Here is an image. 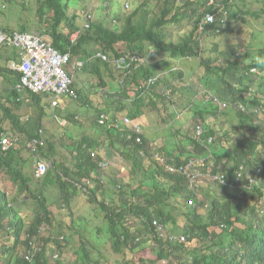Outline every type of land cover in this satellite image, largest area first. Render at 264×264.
<instances>
[{"label":"trees","instance_id":"trees-1","mask_svg":"<svg viewBox=\"0 0 264 264\" xmlns=\"http://www.w3.org/2000/svg\"><path fill=\"white\" fill-rule=\"evenodd\" d=\"M260 1L99 0L90 7L89 0H0V17L9 14L15 20H0V30L39 33L83 61L73 89L76 102L91 106L85 115L90 127L76 131L81 124L75 116L52 109L48 94L16 87L19 74L7 65L16 61V49L0 45V264H87L86 259L101 264L107 258L100 241L119 252L118 242L127 246L132 229L144 225L147 230L152 220L170 234L198 241L192 247L170 243L176 257L182 258L180 250L192 256L186 264H264V218L253 210L248 220L240 216L250 204L248 194L239 197L241 189L235 188L231 200L240 202L233 204L230 195L220 201L201 186L212 214L228 228L214 232L213 224L202 222L188 204L190 198L198 204L200 199L182 171L224 173L233 182L240 166L252 172L264 165V44L248 19L258 13L244 9ZM246 24L251 39H257L248 45L221 48L211 36ZM179 25L186 28L174 41L167 29ZM204 41L208 45L202 46ZM87 73L99 77V105L82 92ZM56 114L74 126L63 133L72 140L67 164L53 129L46 128ZM125 118L137 131L122 124ZM189 122L202 123L201 139L188 129ZM184 128L188 132L182 133ZM156 133L163 134L161 143ZM4 137L10 141L7 148ZM36 140L43 142L37 145L39 156L52 160L43 176H36L37 156L28 147ZM112 156L129 163L127 182V177L119 180ZM197 156L204 157V165ZM238 221L244 226H234ZM65 231L78 234V243L66 238L62 245L57 236ZM53 249L60 253L55 259ZM118 264L135 263L123 258Z\"/></svg>","mask_w":264,"mask_h":264},{"label":"clouds","instance_id":"clouds-1","mask_svg":"<svg viewBox=\"0 0 264 264\" xmlns=\"http://www.w3.org/2000/svg\"><path fill=\"white\" fill-rule=\"evenodd\" d=\"M244 7V5H242ZM245 8H249L252 9V7L246 5L244 7ZM256 12L258 13V16L260 14L259 10H256ZM207 20L210 22L214 21V16L211 14H208L207 16ZM200 26V25H199ZM255 28L257 29V32L260 34V32L263 31L262 28H260L259 26L257 27V25H255ZM203 29V26L200 27V30ZM50 40V38H49ZM51 42V40H50ZM71 56V55H70ZM17 60V59H16ZM15 61L12 60L11 63ZM74 62H80V65H76L75 67H73V63ZM11 63H10V68L11 67ZM120 63H124V59L120 60ZM83 67V61L79 60V59H75L71 57V62L67 65V71L68 73L72 76V88H73V84L74 82H76V80L78 79L79 76H77L78 71H80V69ZM15 71V70H14ZM252 71H255L257 73H262L260 70L257 69H252ZM17 72V71H16ZM18 73V72H17ZM74 90V89H73ZM100 90V88L98 89V91ZM75 91V90H74ZM100 92V91H99ZM76 93V91H75ZM49 96V103H50V107L52 109H59L60 111H62L61 113H65V115L67 116H75V119H77V115H80L77 107L75 106H68L66 105V103L63 101V97H69L72 99H76L77 97V93L76 96H70L68 94H63L60 97V104L58 106H51V96L50 94ZM76 101V100H75ZM221 108H224L226 105L225 104H221ZM69 110V113L67 112ZM59 115V116H58ZM56 114L55 118H59L62 117V123H68V124H72L73 122L68 121V119L66 117H64L65 115L62 114ZM103 116V115H101ZM99 121H101V118H99ZM128 124L129 128L133 131H137V125L133 123V121L130 119L125 118L124 122L122 124ZM135 126V128H134ZM74 126L71 127V129ZM187 127H189L188 129L193 130L194 132V136L196 135V138L201 139V135L202 133L205 131L204 126L202 125V123H198L195 126H193L191 124V122L187 123ZM84 131V130H83ZM38 133H43V129L40 128L38 130ZM143 133V131H142ZM61 136V135H60ZM136 141H140V138H136ZM43 144L42 140L41 142H38V140L36 141H29L28 142V147H30L32 149V154L34 156H37L34 160L33 163V169L35 171L36 176H43L44 174H46V172L48 171V169L50 168L51 164H52V160L49 159H44L41 158L39 156V149L37 147V145L39 144ZM188 148H191V146H188ZM211 156V153H209L208 157ZM264 157V156H263ZM194 160V159H193ZM197 163L204 165V157H198L197 156ZM264 161V159H263ZM41 164L43 166V171L42 172H38V165ZM122 168H124V166H122ZM175 168L172 167L171 171H174ZM119 171L121 170V167H119ZM184 172L183 174H185L188 178L189 181V187L196 193L197 199H200L199 204L195 201L194 198H190L188 201V204H192L191 206H195L194 210H195V216H199L200 220L202 222H211L213 225L209 226L210 230H213L214 232H224L226 230H228V228L226 227V225L224 223H222V221H219L216 217L215 214H212L211 210H212V203L209 199H204L202 198V187L203 186L205 189H208L210 192H208L210 195L213 193V195L216 193L213 191V189L211 188V186H207V184L205 182H201V180L203 178H206L211 181L212 183H215L218 185V189L223 191V194L218 196L220 197V201H224V198H228L230 195V198L228 200L229 202H232L233 204L235 203H239V202H235L232 199V194L231 192L234 191L235 188H239L241 189L239 192V197L241 194L247 193L249 196V201L250 204L249 206H245V208H243L240 211V216L244 217L245 220H248L251 216V210H253V214L256 215L258 218H264V165L260 166V167H256L253 169V171H248L244 169L243 166H240V168L238 169L237 173H235V177H233V182L229 181L228 176H224V173H216L214 175H211L209 172L208 174H206L205 172H202L200 170H196L193 169V171H188V170H183ZM237 193V192H235ZM232 204V205H233ZM248 208V210H247ZM149 223V224H148ZM146 225L148 227V229H145V226L142 225L139 228H137V226L132 229V234L130 237V242L128 243V245L126 246L125 244H123L122 242H118L117 243V248L119 249V252L115 251V249L113 248V246L110 244V242H108L107 240H103L100 241L101 242V246H102V250L104 251V253L106 254V258L107 260L102 261L101 264H107V261L109 264H118L120 262L121 259L123 258H127L130 259L133 263L135 264H186L187 262H189L192 258V256L190 255H185L186 251L180 250L177 251V254L179 256H181L182 258L176 257L173 248L170 246V243H180V244H185L186 246H196L199 245L198 241L193 239L192 241H188L187 237L185 236V234L183 233H178V234H170L168 232H166V230L162 227V225L160 223H158L156 220H152L151 223L148 222ZM236 225H243L240 221H238L234 226ZM65 235H61L58 236V238L60 240H65L67 238L68 241L72 242L70 244H77L78 240H77V236L76 234L71 235L69 231H65L64 232ZM263 236V234L261 235ZM159 237V238H158ZM79 238V237H78ZM79 247V245H78ZM218 249V246H216ZM30 254V253H29ZM59 252H57L56 249H53V255L52 257L55 259L57 257H59ZM253 256H255V253L253 254ZM28 257H33V253L30 256H26V258ZM239 259V255L237 254L236 256ZM80 258V257H78ZM81 259V258H80ZM85 262L87 264H89L90 262L92 264H99L96 262H92L88 259L85 260ZM251 262H255V260H251Z\"/></svg>","mask_w":264,"mask_h":264},{"label":"built area","instance_id":"built-area-1","mask_svg":"<svg viewBox=\"0 0 264 264\" xmlns=\"http://www.w3.org/2000/svg\"><path fill=\"white\" fill-rule=\"evenodd\" d=\"M10 44L17 50V60L11 63L13 70L19 74L16 87L36 93L50 94L51 106L60 104L63 94L76 96L72 86V76L67 71L71 62L68 52L62 53L52 46L49 39L36 32L5 33L0 30V45ZM74 62L73 67L80 65ZM4 148L10 145L7 137L1 140ZM38 172L43 166L38 165Z\"/></svg>","mask_w":264,"mask_h":264},{"label":"rangeland","instance_id":"rangeland-1","mask_svg":"<svg viewBox=\"0 0 264 264\" xmlns=\"http://www.w3.org/2000/svg\"><path fill=\"white\" fill-rule=\"evenodd\" d=\"M89 1H90L89 2L90 7L91 6L94 7V5H99L100 4L99 0H89ZM263 1L264 0H261L258 3H254L252 5V10L256 11V10H259L261 7H264V2ZM7 12L11 14V10H8ZM13 15L14 14H11V16H13ZM1 16H2V17H0L1 21H3L5 19L7 24H14L13 22L15 20L12 19L9 16V14H3ZM248 19H249V24H251L253 27L255 25H257V27L259 26L260 28L263 29V31L260 32V34L258 35V39L260 38L259 39V44L263 45L264 44V42H263L264 39H262V38L264 37V13L260 12L258 17H254V18L248 17ZM240 24H245V23H239V25ZM185 28H186V26L179 25L176 28H168L167 30L169 32H171L172 39L174 41H178L179 38L182 37V35H183L182 30L185 29ZM251 29H252L251 26L246 24L243 29H240L239 27H236V29L235 28L229 29V31L224 32L221 35H218V36H220L219 38H218V36H215V35H211V36H213L215 38L217 37V39H216L217 42H215V43L218 44V46H220L221 48L222 47L225 48V47L228 46L229 43H234V42L235 43H241V44H245L246 43L245 45H248L251 42H253V41L255 42L257 40V39H255V40L251 39V32H252ZM189 30H190V27H188V29L185 30V31L188 32ZM200 36H201V34H200ZM44 37L49 39V37H47V36H44ZM71 37L75 38L76 34H73ZM210 39H211V41L213 40L212 37H210ZM205 44L208 45L207 42H205V41L202 42V46H204ZM243 49L244 48H241V50H243ZM10 50H12V49L10 48ZM205 55H208V54H205ZM8 64L10 65V62ZM186 64L190 65L189 62H186ZM184 66L187 67L185 64H184ZM201 67H202V65L200 66V68L198 70H201ZM84 75H85V78L83 79L84 84L82 86V92L85 93L86 95H88L89 99L91 100V102H93V104L99 105L98 104V100H97V96H98V93L100 91V90L98 91V89H99L98 85H100L99 77L94 76V75L89 76V73L84 74ZM77 76H79V77L81 76L80 71H78ZM106 79H108V78L106 76H104V80H106ZM191 81H194V78H192ZM2 83H3V78L0 77V86H2ZM201 90L202 89H199V92ZM195 96L198 97V98L200 97L199 93L196 94ZM63 101L68 106L77 107V109H78V111L80 113V115H77V117H78L77 120H78V123H79L78 125L81 124V126H77L78 129L75 128L76 131L82 132L83 130H88V128L90 127V121L86 122L85 115L87 113L86 108L91 109V106L83 107L82 106L83 103H81V102L79 103L78 100L76 102L74 99L66 97V96L63 97ZM88 104H90V103L88 102ZM149 118H150V116H149ZM154 118H156V117L152 116L151 119H149V120H154ZM53 121H55V122H49L47 124L46 128L49 127L51 129H53V131H52V133H53L52 139H55V141L57 142L58 148L60 150V154L63 157V160H64L65 164H67V157L70 159V156H71L70 155V145H71L70 142H72V140L67 138V137H65V135L63 133L66 132L68 129H70V131H71V127L73 125L72 124H68V123L63 124L62 123V117H59V118H54L53 117ZM56 122H57L58 125L56 124ZM152 132H154L153 129H151V133ZM186 132H188V130H186V128H184V131L182 133H186ZM157 134H158V136H157ZM60 135H62V139L61 140H60V137H61ZM153 135L156 136V138H158V142H160V143L164 139L163 138L164 137L163 134L156 133V134H153ZM180 146H181V144H179V147ZM114 156H112L109 160L111 161L112 165H114V166L116 165L117 169H118V167H121L122 171H118L119 175H117L119 180H122V182H123L125 180V178L127 177V179H126V182H127L129 180L130 165H129L128 162H124V163L121 162L120 160H118ZM122 166H125V167L122 168ZM201 182H205L207 184V186H211V188L213 189V191L216 193L217 196H220V195L223 194V191L217 188L218 185L215 184V183H212L211 181H209L207 179V177L203 178L201 180ZM79 208H81V207H79ZM54 228H55V226H54ZM46 235H48V232H46ZM59 236H61V235H59ZM60 241L62 242V245H65V240H60ZM51 251H52V249H50V252ZM67 253H69V252L65 251L64 255L67 254ZM89 264H92V263L90 262ZM107 264H109L108 261H107Z\"/></svg>","mask_w":264,"mask_h":264},{"label":"crops","instance_id":"crops-1","mask_svg":"<svg viewBox=\"0 0 264 264\" xmlns=\"http://www.w3.org/2000/svg\"><path fill=\"white\" fill-rule=\"evenodd\" d=\"M12 54L17 56V50H14ZM12 60H13V59H12ZM12 60H9V62L11 63ZM9 62H8V63H9ZM8 63H7V65H9ZM9 66H10V65H9Z\"/></svg>","mask_w":264,"mask_h":264}]
</instances>
